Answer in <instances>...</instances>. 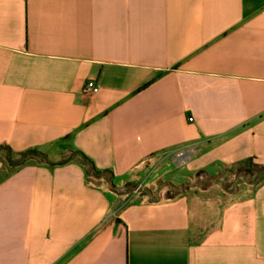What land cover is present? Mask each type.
I'll use <instances>...</instances> for the list:
<instances>
[{
    "label": "crops",
    "instance_id": "crops-1",
    "mask_svg": "<svg viewBox=\"0 0 264 264\" xmlns=\"http://www.w3.org/2000/svg\"><path fill=\"white\" fill-rule=\"evenodd\" d=\"M1 144L82 151L114 183L180 150L264 165V0H0ZM123 197L76 159L0 161V264H264V182L216 222L188 192Z\"/></svg>",
    "mask_w": 264,
    "mask_h": 264
},
{
    "label": "trees",
    "instance_id": "trees-1",
    "mask_svg": "<svg viewBox=\"0 0 264 264\" xmlns=\"http://www.w3.org/2000/svg\"><path fill=\"white\" fill-rule=\"evenodd\" d=\"M79 160L86 167L89 183L97 185L102 183L107 188L111 189L114 186L115 175L110 169H98L94 162L86 156L82 151L68 149L66 152L58 154H47L37 148H28L25 150H14L8 144L0 145V161L8 170H14L30 162H43L51 166L62 165L71 160ZM225 175H208L205 171H200L204 175L195 177V185L203 189H209L215 183L220 182L222 189L226 193H236L239 190L241 183H246L248 189H254L264 182V165L253 161L247 162L240 167H225ZM231 175L234 176L233 180ZM187 189L186 185H175L171 182H158L156 191L149 192L151 196L156 195V199L150 201H158L162 199H170L182 194Z\"/></svg>",
    "mask_w": 264,
    "mask_h": 264
},
{
    "label": "rangeland",
    "instance_id": "rangeland-1",
    "mask_svg": "<svg viewBox=\"0 0 264 264\" xmlns=\"http://www.w3.org/2000/svg\"><path fill=\"white\" fill-rule=\"evenodd\" d=\"M186 160V159H185ZM184 161L177 156V151L167 152L161 154L157 159L147 163L144 168L138 174L139 178H132L133 180L123 179L117 180L114 186L111 187L116 194L122 195L124 202H131L133 200L156 199V195L151 196L149 192L156 191L157 183L171 182L175 185H186L188 192L192 197V210L195 213L199 212L200 208L209 210L206 212L205 217L217 220L218 212H220L223 203L231 198L244 194L248 190L246 183H241L239 190L236 193H226L221 187L220 182L215 183L209 189H203L202 187L195 185V177L204 175L200 171H188L183 167ZM236 169V168H234ZM225 167L218 166L215 169L214 174L208 175H222ZM224 176L227 175L223 173ZM234 176L231 175L233 180ZM212 203V204H211ZM210 221V220H209Z\"/></svg>",
    "mask_w": 264,
    "mask_h": 264
},
{
    "label": "built area",
    "instance_id": "built-area-1",
    "mask_svg": "<svg viewBox=\"0 0 264 264\" xmlns=\"http://www.w3.org/2000/svg\"><path fill=\"white\" fill-rule=\"evenodd\" d=\"M99 92V85L95 79H89L86 81L84 87H83V93L85 95H92ZM192 120V118H190ZM177 156L181 158L182 161H184L187 158V153L185 151H177Z\"/></svg>",
    "mask_w": 264,
    "mask_h": 264
}]
</instances>
